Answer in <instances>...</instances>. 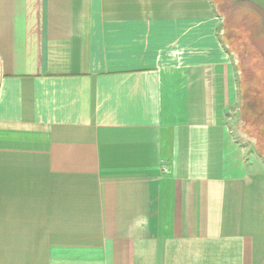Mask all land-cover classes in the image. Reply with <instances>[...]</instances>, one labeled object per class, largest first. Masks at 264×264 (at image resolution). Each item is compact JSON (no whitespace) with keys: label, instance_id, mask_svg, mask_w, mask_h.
<instances>
[{"label":"crops","instance_id":"1","mask_svg":"<svg viewBox=\"0 0 264 264\" xmlns=\"http://www.w3.org/2000/svg\"><path fill=\"white\" fill-rule=\"evenodd\" d=\"M219 17L0 0V264H264V156Z\"/></svg>","mask_w":264,"mask_h":264},{"label":"trees","instance_id":"2","mask_svg":"<svg viewBox=\"0 0 264 264\" xmlns=\"http://www.w3.org/2000/svg\"><path fill=\"white\" fill-rule=\"evenodd\" d=\"M248 4L256 10L258 15L252 11L251 14L235 17L230 23L225 20L222 24L223 37L226 34V41L230 40L232 44L238 40L235 50L231 49L227 43L231 54H236L238 51L240 57L243 54L251 56L249 57L252 63L249 68L252 73H254L253 68L255 66L262 67L264 72V12L255 5ZM216 10L221 15L217 8ZM240 20H243V23L239 22ZM237 24L241 25V28H238ZM244 68L243 62L239 61L237 69L241 86V130L243 135L252 142L255 149L264 156V77L260 81V86L251 89L243 81Z\"/></svg>","mask_w":264,"mask_h":264},{"label":"rangeland","instance_id":"3","mask_svg":"<svg viewBox=\"0 0 264 264\" xmlns=\"http://www.w3.org/2000/svg\"><path fill=\"white\" fill-rule=\"evenodd\" d=\"M213 2L215 3L216 8L221 13V15L218 13L220 15L219 18L221 19L220 20L221 24H223L225 22V20H228V22L230 23V21H233V19H235V17L243 16L246 14H251L252 11L256 15H258L256 10L253 9L247 2L233 3V2H231V0H213ZM239 22L243 23V20H240ZM234 24H236V22H234ZM237 27L241 28V25L237 24ZM225 36H226V34H225ZM225 36L224 37L222 36V39H223L224 45L226 46L227 50L229 51L228 45L231 49L235 50L234 48L237 47L238 40L236 42H233V44H232V43H230V40L228 42L226 41ZM227 43H228V45H227ZM249 56L248 55L245 56V54H243V56L240 57L238 55V51H236V54L231 55L234 63L238 64L239 61L243 62V66L245 67L244 68L245 71L242 73V74H244V77H243L244 80L243 81H244V83H246V85L248 84L249 88L252 89V88H256L258 85L260 86V83H261L260 81L264 77V72L262 70V67L255 66V68H253L255 75H254V73H252V71L249 68L250 64L252 63L250 60L251 56L250 57ZM245 72H246V74H245ZM248 99L249 98L247 97V100ZM229 114H230V118H229L230 125L233 128L234 135L238 138V137H240V133H239V129L237 128L238 126L236 127V123H237V120H239L238 119L239 118V108L236 107L234 110L230 111ZM249 150H250V148H249ZM251 152H253V151H251Z\"/></svg>","mask_w":264,"mask_h":264},{"label":"water","instance_id":"4","mask_svg":"<svg viewBox=\"0 0 264 264\" xmlns=\"http://www.w3.org/2000/svg\"><path fill=\"white\" fill-rule=\"evenodd\" d=\"M233 3L247 2L255 5L264 12V0H231Z\"/></svg>","mask_w":264,"mask_h":264},{"label":"built area","instance_id":"5","mask_svg":"<svg viewBox=\"0 0 264 264\" xmlns=\"http://www.w3.org/2000/svg\"><path fill=\"white\" fill-rule=\"evenodd\" d=\"M163 172H164V173H169L170 171L168 170V168L164 167V168H163Z\"/></svg>","mask_w":264,"mask_h":264}]
</instances>
